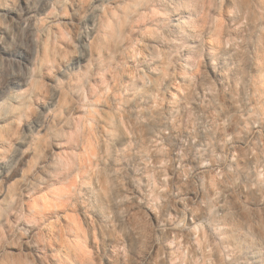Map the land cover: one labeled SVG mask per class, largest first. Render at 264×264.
<instances>
[{
  "label": "clouds",
  "instance_id": "obj_1",
  "mask_svg": "<svg viewBox=\"0 0 264 264\" xmlns=\"http://www.w3.org/2000/svg\"><path fill=\"white\" fill-rule=\"evenodd\" d=\"M0 264H264V0H0Z\"/></svg>",
  "mask_w": 264,
  "mask_h": 264
}]
</instances>
